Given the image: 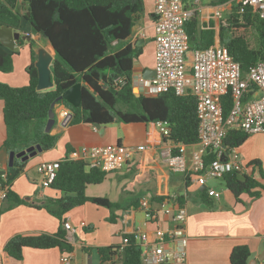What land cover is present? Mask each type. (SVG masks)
Here are the masks:
<instances>
[{
    "label": "trees",
    "instance_id": "1",
    "mask_svg": "<svg viewBox=\"0 0 264 264\" xmlns=\"http://www.w3.org/2000/svg\"><path fill=\"white\" fill-rule=\"evenodd\" d=\"M146 0H0V26L9 25L22 32V19L31 31L49 39L56 55L51 64L53 87L37 90V70L33 64L36 54L31 49V63L26 69L28 82L12 86L0 81V98L3 100V122L7 135L3 145L7 152H18L30 145L40 144L42 151L52 148L56 135L45 132L49 109L54 102L66 105L72 112L69 124L99 123L106 125L120 122L163 121L168 126V135L163 142L191 144L198 140L196 96L177 95L172 90L149 96H136L133 91V64L142 53V46L129 41L135 22L144 14ZM230 0H212V4H224ZM26 4L22 13L19 3ZM27 12L29 14L27 15ZM189 49L205 48L214 43L215 30L212 24L201 25L198 13L185 24ZM224 33L229 37L224 40ZM29 35V34H26ZM219 42L240 64L242 73L260 61L264 55V22L250 7L232 2L227 16L219 19ZM26 42L18 40V45ZM33 39L28 41L30 47ZM18 51L9 50L0 43V72H10L13 56ZM81 82V100L73 106L62 93L73 84ZM230 108V99L225 97L224 114ZM250 134L240 130L228 131L224 145L239 148ZM70 151V150H69ZM68 151V152H69ZM26 164L15 158L12 166H6L0 174V187L5 192L6 202L1 211L19 204L44 208L63 222V215L74 206L87 201L112 208L114 203L106 197H89L85 189L89 184L101 183L107 171L89 166L82 159L63 158L54 181L49 185L61 193L56 198H45L33 203L20 197L11 189L13 181L21 174ZM246 167L250 173L230 172L223 182L237 202L241 195L255 198L264 190L263 161L252 159ZM255 172L258 177H255ZM202 202L211 203L205 190L199 191ZM183 204V197L178 196ZM86 230V228H84ZM58 247L70 253L73 245L67 238L62 223L53 233L16 234L5 244L4 251L15 259H21L24 248ZM122 250V264H139L140 248L132 241L128 245H108L96 248L99 264H110L112 256ZM84 250L88 251L87 247ZM251 251L246 244L235 245L230 252V264H249Z\"/></svg>",
    "mask_w": 264,
    "mask_h": 264
},
{
    "label": "crops",
    "instance_id": "2",
    "mask_svg": "<svg viewBox=\"0 0 264 264\" xmlns=\"http://www.w3.org/2000/svg\"><path fill=\"white\" fill-rule=\"evenodd\" d=\"M22 13L26 12V4L19 3ZM229 10L223 7V10ZM212 7L203 3L198 13L201 25L212 24L215 30L214 42L219 39V21L211 17ZM142 15L133 26L129 41H139L142 53L133 64V79L142 75L146 68H153L154 62L140 58L144 47H153V11L147 19ZM25 20V19H22ZM22 23V22H21ZM35 42L41 40L39 34L21 27ZM25 30V31H24ZM134 36L137 38L135 40ZM18 45V43H17ZM32 49L27 42L17 50L22 56V65H30ZM27 51L21 52V49ZM8 49V48H7ZM0 81L12 86H22L28 82V74L21 73ZM10 76V75H9ZM3 108V100H2ZM55 122L50 133L56 135L55 145L26 160L21 174L13 181L11 189L20 197L29 198L33 203H40L45 198H56L61 193L50 187H42L40 176L36 170L37 164L44 160H61L69 150L80 149L83 145H104L107 143H122L136 147L143 145L140 151H135L133 158L119 169L107 172L105 179L98 184H89L85 194L89 197H106L115 204L108 208L85 202L63 215V220H69L76 228L77 240L74 233H67L69 242L73 245L70 253L60 251L58 247L29 248L23 250L21 259H15L4 251L6 242L16 234L53 233L63 222L50 214L44 208L28 204H19L11 209L0 212V264H63L67 258L70 264H99L98 246L119 245L124 234H129L137 228L147 230L151 235L157 226L168 227L169 217L160 215L156 220L146 221L140 201L147 199L150 207L156 208L161 199L176 196L183 197L187 209L185 232L187 234V257L177 264H230L231 249L238 244H246L251 255L249 262L264 264L255 259L264 256V190L258 197L252 198L247 194L241 195L237 202L232 193H221L220 199L211 198V203L202 202L199 191L202 186L194 179H188L181 173L171 171L165 161V144L161 139L159 129L154 122H120L101 125L100 133L93 124H69L72 112L64 104L54 105ZM3 121V115H2ZM6 137V127L0 125V169H5L9 152L3 142ZM257 159L255 156L249 158ZM249 160V161H250ZM255 176V175H254ZM264 184V180L262 181ZM6 202L0 187V211ZM172 202V201H171ZM83 226H80V225ZM86 228V230H84ZM88 248V251L84 250Z\"/></svg>",
    "mask_w": 264,
    "mask_h": 264
},
{
    "label": "built area",
    "instance_id": "3",
    "mask_svg": "<svg viewBox=\"0 0 264 264\" xmlns=\"http://www.w3.org/2000/svg\"><path fill=\"white\" fill-rule=\"evenodd\" d=\"M153 41L155 45L152 78L140 75L133 84L140 94L157 95L172 90L177 95L196 96L198 140L191 144L171 141L165 144V161L168 168L194 179L204 186L207 196L220 199L221 191L208 186L209 179L223 181L230 172L250 173L238 158L237 148H227L224 139L229 130L248 134H264V55L243 74L240 64L217 39L213 44L198 49H189L185 24L199 13L203 3L212 7L211 17L217 22L223 7L230 10L232 2L250 7L264 22V0H230L224 4H212V0H153ZM209 25V23L207 24ZM137 37L134 36L135 40ZM230 99V108L224 114L225 97ZM161 139L168 135V126L161 120L155 122ZM136 147L122 143L83 145L70 150L65 158L82 159L91 167L104 171L119 169L132 160ZM225 156V159L221 157ZM61 160H44L37 164L42 187L54 181ZM3 196L5 192L3 191ZM172 201V202H171ZM158 202L154 209L147 199L140 201L146 221L156 220L160 215L169 217L168 227L157 226L152 235L137 228L122 236V245L131 241L140 248L139 264H177L187 257V234L185 204L176 202V196ZM80 226H83L82 224ZM67 233H76L69 220L63 221ZM122 250L112 256L110 264H122ZM63 264H70L65 258Z\"/></svg>",
    "mask_w": 264,
    "mask_h": 264
},
{
    "label": "water",
    "instance_id": "4",
    "mask_svg": "<svg viewBox=\"0 0 264 264\" xmlns=\"http://www.w3.org/2000/svg\"><path fill=\"white\" fill-rule=\"evenodd\" d=\"M29 12H27V15ZM23 39L26 42L30 41L31 36L26 35L25 33L16 30L15 28L9 26V25H2L0 26V43L4 47L8 48L9 50L17 51L19 49V45H17L18 40ZM136 45H140L139 41L136 42ZM35 54L36 58L33 62L36 70H37V84H36V89L37 90H46L51 87H53V81L51 80V75H52V69H51V64L53 62V59L56 55V49L53 45V43L47 39V38H41V40L33 43L31 47ZM155 75V70L154 68H146L143 73L142 77L143 78H152ZM136 86L133 87V91L136 96H139L140 93H137L135 91ZM62 98H64L66 101H68L70 104L73 106H78L80 104L81 100V82H77L67 88L61 95ZM54 105L55 103L53 102L51 104V107L49 109L48 113V119L46 121L45 125V132H50L52 126L54 125L55 122V113H54ZM93 126L96 129L100 130V133L103 132V128H101V124L99 123H93ZM42 151V147L40 144H35V145H30L26 147L23 150H20L18 152H15L11 150L8 155V166H12L14 159L19 158L21 161L27 160L29 157H32L36 155L38 152ZM222 159H225V156L221 157ZM5 169H0V174H4ZM204 186H202V189ZM78 235L74 233V239L77 240ZM257 260L259 261H264V256H259L257 259L254 260L256 262ZM249 264H253L252 262H249Z\"/></svg>",
    "mask_w": 264,
    "mask_h": 264
},
{
    "label": "rangeland",
    "instance_id": "5",
    "mask_svg": "<svg viewBox=\"0 0 264 264\" xmlns=\"http://www.w3.org/2000/svg\"><path fill=\"white\" fill-rule=\"evenodd\" d=\"M144 7L145 8H144V14H143L144 17L143 18L147 19L150 12H152L154 9V1L153 0H146ZM228 13H229V10H227V9L222 10L221 17L227 16ZM22 26L24 28L30 30V25L26 20H22ZM228 37H229V33H224L223 39L226 40ZM26 49L28 51L30 50V48L28 46H26ZM26 49L22 48L21 52L27 51ZM152 54H153V47L151 46V43H150V46L144 47L143 54L140 58H145L146 60H148L149 62L152 63V62H154ZM28 66L29 65H26V66L22 65V56H20V53L14 54V56H13V68L10 72L2 74V75H4L3 79L8 80V78L11 76L19 75L21 73H26V69L28 68ZM135 91L137 93H139L138 88H135ZM0 125H3V121H2V99L1 98H0ZM6 135H7V131H6ZM263 148H264V134H261V133L251 134V135H249L247 140L239 148H237L238 158L245 165L249 162V160H250L249 158H251V156H255L260 161H263ZM254 175H255V177H258L257 172H255ZM208 186H215L217 189H219L222 192V194H223V192L231 194V192L226 188L224 182L219 180V179H209L208 180ZM76 206H78V205H76ZM76 206H74V207H76Z\"/></svg>",
    "mask_w": 264,
    "mask_h": 264
}]
</instances>
